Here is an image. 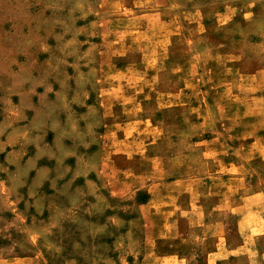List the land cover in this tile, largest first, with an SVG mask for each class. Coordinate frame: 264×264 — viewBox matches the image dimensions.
Here are the masks:
<instances>
[{
  "label": "rangeland",
  "instance_id": "1",
  "mask_svg": "<svg viewBox=\"0 0 264 264\" xmlns=\"http://www.w3.org/2000/svg\"><path fill=\"white\" fill-rule=\"evenodd\" d=\"M0 264H264V0H0Z\"/></svg>",
  "mask_w": 264,
  "mask_h": 264
}]
</instances>
